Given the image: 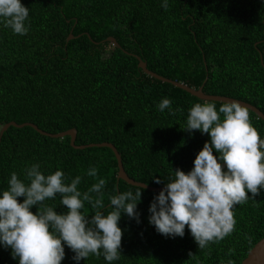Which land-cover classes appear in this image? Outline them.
<instances>
[{"label":"trees","instance_id":"obj_1","mask_svg":"<svg viewBox=\"0 0 264 264\" xmlns=\"http://www.w3.org/2000/svg\"><path fill=\"white\" fill-rule=\"evenodd\" d=\"M162 2L22 0L30 9L29 32L14 34L0 24V136L12 122L33 123L50 134L76 129L78 146L111 143L132 179L165 187L173 170L194 167L210 140L200 130H184L189 109L195 103H215L218 111L222 103L148 76L138 57L162 77L196 90L204 86L208 95L235 98L264 113V0H168L166 10ZM165 97L175 114L158 110ZM248 110L264 138V120ZM33 163L45 175L62 170L69 183L82 176V193L104 179L105 214L113 210L111 195L137 190L119 179V163L110 148L79 150L71 137L10 127L0 142V191L8 188L13 172L24 179V169ZM90 166L98 169V178L86 175ZM158 194L144 189L137 206L139 223L122 214L121 255L113 264H226L229 259L242 264L264 239V188L235 206L233 233L202 250L187 226L184 237L173 239L149 223ZM18 199L22 203L24 197ZM60 199L57 194L45 203L66 212ZM81 211L89 220L95 212L88 202ZM65 253L61 264H76L66 245ZM0 264H19L10 247L0 245ZM79 264L107 262L90 255Z\"/></svg>","mask_w":264,"mask_h":264},{"label":"clouds","instance_id":"obj_2","mask_svg":"<svg viewBox=\"0 0 264 264\" xmlns=\"http://www.w3.org/2000/svg\"><path fill=\"white\" fill-rule=\"evenodd\" d=\"M161 7L166 10L168 0H163ZM29 14L22 0H0V24L14 34L29 32ZM157 108L175 114L167 97ZM184 130H200L209 134L210 140L190 171L173 170L174 176L150 205L149 223L173 239L184 237L187 226L202 250L231 235L236 225L235 206L246 203L249 193L255 197L264 188V138L252 125L248 108L235 100L223 102L218 111L215 103H195L188 111ZM24 174L20 179L13 172L8 188L0 191V245L10 247L19 264H61L65 245L74 253L76 264L90 255L103 256L107 264L120 259L123 231L119 221L127 214L140 222L137 206L142 186L135 193L111 195L113 210L105 214L101 209L105 208L106 181L98 178L95 166H90L86 175L98 178V182L83 193L78 190L83 179L80 175L69 183L62 170L45 175L39 163L26 167ZM57 194L60 204L67 206L66 212L58 213L45 203ZM20 197H24L22 203ZM85 202L95 210L90 220L81 211ZM34 206H39L36 213L31 210ZM226 264L236 262L229 259Z\"/></svg>","mask_w":264,"mask_h":264},{"label":"water","instance_id":"obj_3","mask_svg":"<svg viewBox=\"0 0 264 264\" xmlns=\"http://www.w3.org/2000/svg\"><path fill=\"white\" fill-rule=\"evenodd\" d=\"M74 38L73 35H71L70 40H72ZM108 41L114 43L116 46H120L118 41L114 38V37H110L108 38ZM139 67L141 70L144 71L145 74H147L148 76H151L153 78H156L164 83H171L174 86L181 88L185 91H187L188 93L192 94L193 96L204 100V101H208V102H225L227 100H235L238 101L239 103H241L243 106H246L248 109L252 110L253 112H255L260 118H262L264 120V113L258 109L257 107L241 101V100H237L235 98H230V97H225V96H218V95H208L204 92V86L201 87L200 89L196 90L193 89L191 87H189L188 85L181 83V82H177V81H173L171 79H167L165 77H162L154 72H152L149 68H148V64L143 61L141 58H139ZM10 127H16V128H24V127H32L35 130H37L38 132H40L41 134L51 137V138H65V137H71V144L74 148L79 149V150H84L87 148H110L114 151L118 163H119V179L123 180L125 182H127L128 184L138 187V186H142L144 189H147L151 192H157L159 193L161 190H163L165 187H152L149 186L145 183H141L138 182L134 179H132L126 172L124 164H123V160H122V156L119 153L118 149L111 143H101V144H89V145H83V146H78L76 144L77 142V138H78V131L76 129H72L69 130L67 132L64 133H60V134H50L48 132L43 131L42 129H40L37 125L33 124V123H25V124H18L16 122H12L7 124L6 126H4L2 132H1V136H0V142L2 140V137L4 135V133L10 128ZM242 264H264V239H262L254 248L253 250L250 252V254L248 255V257L244 260V262Z\"/></svg>","mask_w":264,"mask_h":264}]
</instances>
